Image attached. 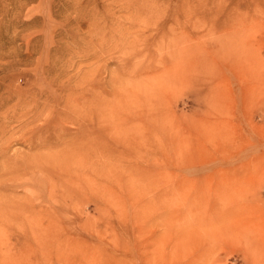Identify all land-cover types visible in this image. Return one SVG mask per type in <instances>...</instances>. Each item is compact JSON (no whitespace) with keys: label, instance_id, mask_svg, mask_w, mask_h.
<instances>
[{"label":"rangeland","instance_id":"obj_1","mask_svg":"<svg viewBox=\"0 0 264 264\" xmlns=\"http://www.w3.org/2000/svg\"><path fill=\"white\" fill-rule=\"evenodd\" d=\"M263 208L264 0H0V264H264Z\"/></svg>","mask_w":264,"mask_h":264},{"label":"bare ground","instance_id":"obj_2","mask_svg":"<svg viewBox=\"0 0 264 264\" xmlns=\"http://www.w3.org/2000/svg\"><path fill=\"white\" fill-rule=\"evenodd\" d=\"M186 23V22H185ZM223 28V27H222ZM183 44V43H182ZM165 46V45H164ZM185 46V45H184ZM178 47V46H177ZM164 48V47H163ZM189 49V48H188ZM178 50V49H177ZM182 51V50H181ZM204 51H207V50H204ZM211 55V54H210ZM178 56V55H177ZM196 57V56H195ZM194 57V58H195ZM179 58V57H178ZM197 58V57H196ZM161 59V58H160ZM166 59H168V58H166ZM168 61V60H167ZM169 62V61H168ZM166 64H167V62H165ZM190 63V62H189ZM169 64V63H168ZM195 64H197V61L195 62ZM163 65V64H162ZM194 65V64H193ZM221 65V64H220ZM167 66V65H166ZM179 66V65H178ZM193 67V66H192ZM222 67V66H221ZM153 68V67H152ZM152 68H151V71H153L152 70ZM161 68V67H160ZM223 68V72L226 74V72H230V74H232V69H231V67H230V69H229V67H227V66H223L222 67ZM145 69V68H144ZM172 69V68H171ZM247 70H248V68H246ZM147 70V69H146ZM149 70V69H148ZM158 70V69H157ZM191 70V69H190ZM142 70H140V72H141ZM192 71V70H191ZM251 71V70H250ZM156 72V71H155ZM162 73V72H161ZM223 73V74H224ZM136 75H138V74H136ZM140 75V74H139ZM159 76V75H158ZM226 77V76H225ZM229 77V76H228ZM232 77H235V76H232ZM231 77V78H232ZM224 78V77H223ZM227 78V77H226ZM230 78V79H231ZM164 79V78H163ZM229 79V80H230ZM161 80V79H160ZM159 80V81H160ZM234 80V79H233ZM158 81V82H159ZM187 81V80H186ZM189 81V80H188ZM157 82V83H158ZM161 82V81H160ZM230 82V81H229ZM234 83V82H233ZM143 84V83H142ZM169 84V83H168ZM144 85V84H143ZM188 85V84H187ZM233 85V84H232ZM231 85V86H232ZM156 86H159L158 84L156 85ZM138 87V86H137ZM148 87V86H147ZM160 87V86H159ZM168 86L166 85V88H167ZM153 88V87H152ZM169 88V87H168ZM79 89V88H78ZM77 89V90H78ZM81 89V88H80ZM187 89V88H186ZM159 90V89H158ZM148 91V90H147ZM152 91V90H151ZM151 91H149L150 93H151ZM170 91V90H169ZM86 92V91H85ZM158 92V91H157ZM162 92V91H161ZM83 93V92H82ZM108 95V94H107ZM84 96H86V95H84ZM183 96H184V94H183ZM155 97V96H154ZM164 97V96H163ZM81 98V97H80ZM79 98V99H80ZM95 99V98H94ZM101 99V98H100ZM99 99V100H100ZM146 99V98H145ZM96 100V99H95ZM94 100V101H95ZM98 100V99H97ZM104 100V99H103ZM127 103H128V106H129V110L131 111V112H139V113H141V112H143L142 111V105H140L139 103H140V100H138V99H136V98H131V97H127ZM150 100V99H149ZM148 101V100H147ZM89 102H90V99H89ZM157 102V101H156ZM82 103V102H81ZM155 102H153L152 103V105L151 106H153V104H154ZM150 104H151V102H150ZM86 105V104H85ZM146 107L149 109V104H146ZM82 108V107H81ZM155 108V107H154ZM115 109V108H114ZM132 109V110H131ZM165 110V109H164ZM150 111V110H149ZM166 111V110H165ZM90 112V111H89ZM98 112V111H97ZM106 112V111H105ZM115 112V111H114ZM166 112H168V111H166ZM86 113V112H85ZM110 113V112H109ZM116 113V112H115ZM99 114V113H98ZM165 114H167V113H165ZM75 115V114H74ZM86 115V114H85ZM101 115V114H100ZM117 115V114H116ZM151 117V116H150ZM163 117H165V116H163ZM80 118V117H79ZM87 118V117H86ZM78 119V118H77ZM115 119V118H114ZM101 120V119H100ZM140 120V119H139ZM143 120V119H142ZM80 121V120H79ZM85 121V120H84ZM82 122V121H81ZM144 123H146V122H144ZM84 124H86V123H84ZM99 125V124H98ZM88 127V126H87ZM98 127V126H97ZM84 128H85V126H84ZM147 128V127H146ZM93 129V128H92ZM94 131V130H93ZM87 133V132H86ZM63 134V133H62ZM84 135H86V134H84ZM89 135V134H88ZM64 138V137H63ZM78 138V140H76V142H77V145H78V147H80V145H81V143L83 142H81V140H82V138H83V136H79V137H77ZM85 138V137H84ZM98 138V137H97ZM91 139H93V138H91ZM90 139V140H91ZM57 140V139H56ZM62 140V139H61ZM90 140H88L89 142H90ZM94 140V139H93ZM92 141V140H91ZM98 141H99V139H98ZM108 141H110V140H108ZM88 142V143H89ZM68 143V142H67ZM112 143V142H111ZM113 145H115V147H117L116 146V144L115 143H112ZM94 145V144H93ZM108 147V146H107ZM92 151V150H91ZM98 153V152H97ZM106 154V153H105ZM209 154V153H208ZM211 154V153H210ZM97 156H98V154H97ZM213 156V155H212ZM211 156V157H212ZM99 157V156H98ZM208 157V156H207ZM210 157V156H209ZM94 158V157H93ZM205 158V157H204ZM81 159V158H80ZM137 159V158H136ZM207 160V159H206ZM205 160V162H203V163H200V165L199 166H201V167H203L204 166V168H205V166L206 165H208V163L209 162H211L209 159V162H207ZM204 161V160H203ZM247 162H248V160H246ZM85 162V161H84ZM88 162V161H87ZM245 162V161H244ZM80 163V162H79ZM243 163V162H242ZM241 163V164H242ZM90 164V163H89ZM247 164V163H246ZM83 165H84V163H83ZM87 165V164H86ZM240 165V164H239ZM242 167V166H241ZM86 168V167H85ZM198 168V167H197ZM81 169V168H80ZM177 170V169H176ZM178 170H180V169H178ZM177 170V171H178ZM182 170V169H181ZM186 169L184 168V171H185ZM202 170H203V168H202ZM81 171V170H80ZM196 171V170H195ZM198 171V170H197ZM229 171V170H228ZM82 172H83V170H82ZM181 172V171H180ZM78 173H79V171H78ZM174 173H175V170H174ZM179 173V172H178ZM198 173V172H197ZM218 173H220V172H218ZM207 175V174H206ZM244 175V174H243ZM65 176H67V175H65ZM64 176V177H65ZM84 176H85V174H84ZM178 176V175H177ZM222 177V176H221ZM221 177L219 178V175H218V177L217 178H219V180L221 179ZM206 178V177H205ZM223 178V177H222ZM47 179V178H46ZM74 179H76V178H74ZM180 179H181V177H180ZM186 179V178H185ZM213 179V176H211V180ZM225 179V178H224ZM228 179V178H227ZM102 181V180H101ZM213 181V180H212ZM215 181V180H214ZM213 181V182H214ZM224 181V180H223ZM232 181V180H231ZM40 182V181H39ZM173 182V181H172ZM208 182V181H207ZM211 182V181H210ZM217 182H218V180H217ZM240 182H241V180H240ZM42 183V182H41ZM216 183V182H215ZM218 183H220V182H218ZM222 183H224V182H222ZM226 183V182H225ZM239 183V182H238ZM237 183V184H238ZM173 184V183H172ZM221 184V183H220ZM228 184V183H227ZM24 185V184H23ZM69 185V184H68ZM74 185V184H73ZM78 185V184H77ZM216 185H218V184H216ZM235 185V184H234ZM13 186H15V185H13ZM21 186V185H20ZM22 187V186H21ZM211 187V186H210ZM219 187V186H218ZM23 188V187H22ZM152 188V187H151ZM175 188V187H174ZM15 189V188H14ZM13 189V190H14ZM71 189V188H70ZM73 189H74V186H73ZM67 190V189H66ZM214 190V187H213V189L211 190V191H213ZM233 190L234 189H232V192H233ZM42 191V190H41ZM44 191V190H43ZM54 191V190H53ZM59 191H61L60 189H59ZM65 191V190H64ZM63 191V192H64ZM231 191V190H230ZM237 191V190H236ZM26 192V191H25ZM175 192V191H174ZM216 192V191H215ZM57 193V192H56ZM177 193V192H176ZM179 194H180V192H179ZM179 194H177V195H179ZM202 194V193H201ZM218 194V193H217ZM227 194V193H226ZM230 194V193H229ZM31 195V194H30ZM39 195V194H38ZM44 195V194H43ZM56 195V194H55ZM57 196V195H56ZM218 196H219V194H218ZM223 196V195H222ZM50 197V196H49ZM58 197V196H57ZM217 197V196H216ZM47 198V197H46ZM222 198V197H221ZM235 198V197H234ZM58 199V198H57ZM212 199H214V198H212ZM240 200V199H239ZM239 200H237V201H239ZM44 201V200H43ZM66 201V200H65ZM222 201V200H221ZM237 201H234V202H237ZM41 201H39V203H40ZM184 202V201H183ZM211 202H213V201H211ZM215 202V201H214ZM245 202V201H244ZM46 203V202H45ZM49 203V202H48ZM64 203V202H63ZM205 204V203H204ZM222 204V203H221ZM245 204V203H244ZM35 205V204H34ZM50 205H51V203H50ZM67 205V204H66ZM229 205H230V203H229ZM247 205V204H246ZM59 206V205H58ZM69 206V205H68ZM213 206V205H212ZM214 207V206H213ZM53 208V207H52ZM219 208V207H218ZM54 209V208H53ZM58 209V208H57ZM261 209H262V207H261ZM264 209V208H263ZM250 210V209H249ZM65 211V210H64ZM193 210L191 209V212H192ZM198 212V211H197ZM67 213V212H66ZM194 213V212H193ZM223 214V213H222ZM229 214V213H228ZM230 216H231V214H230ZM67 221H68V219H67ZM70 223V222H69ZM64 227H65V225H64ZM73 233H75V232H73ZM36 234V233H35ZM76 234V233H75ZM53 240V238L51 239V241ZM220 248V247H219ZM2 260V259H1ZM1 262V261H0ZM204 262V261H203ZM202 262V263H203Z\"/></svg>","mask_w":264,"mask_h":264}]
</instances>
